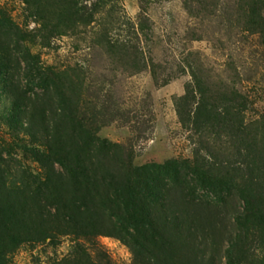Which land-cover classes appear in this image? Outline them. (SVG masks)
<instances>
[{
  "label": "trees",
  "instance_id": "1",
  "mask_svg": "<svg viewBox=\"0 0 264 264\" xmlns=\"http://www.w3.org/2000/svg\"><path fill=\"white\" fill-rule=\"evenodd\" d=\"M196 1L184 0L189 13ZM237 5L246 6L242 21L264 43V0ZM13 27L0 10V95L9 98L4 121L29 138L23 151L41 171L10 181L0 149V264H9L7 256L23 243L71 236L93 247L98 235L124 243L131 264H222V257L223 264H264V148L244 122L241 90L209 86L201 64L191 67L192 83L175 99V110L197 137L192 158L136 165L124 147L83 121L64 72L30 65L25 49L24 79L41 89L27 94L10 43ZM225 140L231 159L217 148ZM255 236L258 256L250 251ZM98 257L75 242L67 257L48 264H112L105 254Z\"/></svg>",
  "mask_w": 264,
  "mask_h": 264
},
{
  "label": "rangeland",
  "instance_id": "2",
  "mask_svg": "<svg viewBox=\"0 0 264 264\" xmlns=\"http://www.w3.org/2000/svg\"><path fill=\"white\" fill-rule=\"evenodd\" d=\"M189 6L192 13L184 0H0V10L14 25L10 43L27 94L33 97L41 89L24 79L25 49L33 56L30 65L64 72L79 95L83 121L100 138L124 147L136 165L192 158L197 137L179 122L175 99L192 83L191 67L200 64L209 86H235L246 95L244 122L264 148V43L242 21L246 6L239 10L237 0H197ZM8 100L0 95V149L9 180L17 182L23 172L41 168L23 151L29 138L5 124ZM218 144L228 157L232 149L226 140ZM252 239L250 251L258 256V238ZM94 240L93 247L71 236L23 243L7 262L52 263L67 257L77 242L96 260L105 254L112 264H131L132 253L119 239L98 235Z\"/></svg>",
  "mask_w": 264,
  "mask_h": 264
}]
</instances>
